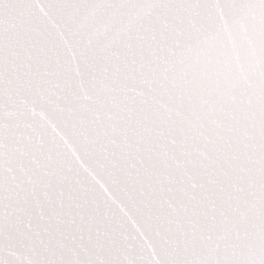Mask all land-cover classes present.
<instances>
[{"label":"water","instance_id":"95a60500","mask_svg":"<svg viewBox=\"0 0 264 264\" xmlns=\"http://www.w3.org/2000/svg\"><path fill=\"white\" fill-rule=\"evenodd\" d=\"M0 264H264V0H0Z\"/></svg>","mask_w":264,"mask_h":264}]
</instances>
